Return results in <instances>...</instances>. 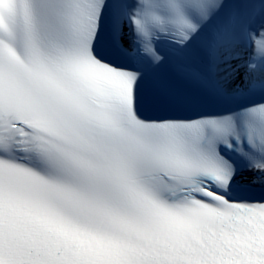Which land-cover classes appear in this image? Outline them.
Listing matches in <instances>:
<instances>
[{"label": "snow or ice", "instance_id": "snow-or-ice-1", "mask_svg": "<svg viewBox=\"0 0 264 264\" xmlns=\"http://www.w3.org/2000/svg\"><path fill=\"white\" fill-rule=\"evenodd\" d=\"M0 264H264V0H0Z\"/></svg>", "mask_w": 264, "mask_h": 264}]
</instances>
